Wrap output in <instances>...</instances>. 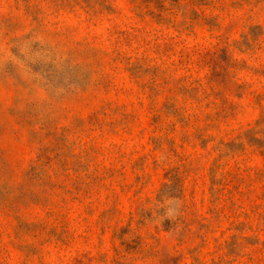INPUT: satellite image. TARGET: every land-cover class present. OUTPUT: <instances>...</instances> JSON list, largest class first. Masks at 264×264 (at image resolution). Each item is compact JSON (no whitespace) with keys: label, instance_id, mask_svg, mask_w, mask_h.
Segmentation results:
<instances>
[{"label":"rangeland","instance_id":"rangeland-1","mask_svg":"<svg viewBox=\"0 0 264 264\" xmlns=\"http://www.w3.org/2000/svg\"><path fill=\"white\" fill-rule=\"evenodd\" d=\"M0 264H264V0H0Z\"/></svg>","mask_w":264,"mask_h":264},{"label":"trees","instance_id":"trees-1","mask_svg":"<svg viewBox=\"0 0 264 264\" xmlns=\"http://www.w3.org/2000/svg\"><path fill=\"white\" fill-rule=\"evenodd\" d=\"M250 35H245L244 41L247 43L249 41ZM235 47V45L233 46ZM232 46L226 45L223 46V43H218L212 51L206 52V54L202 55V61L206 63V67L209 69V74L202 79V81H190L189 79H183L179 82L188 84L187 87L183 89L185 93H190L191 95L195 94L198 89L202 87V91H206L207 89H212L213 91L221 90V88H224L223 90H226L230 86L229 81V69L231 68L229 66V63L232 62L230 49ZM200 55L199 52H194L193 56ZM224 58V60H222ZM227 63L224 65V61ZM199 86L196 88V86ZM232 87H236L234 84H232ZM171 107H174L169 100L168 103L165 106L164 114L169 117L171 115L169 113V109ZM203 110V106H202ZM203 114V112H202ZM167 187V186H165ZM171 188V187H170Z\"/></svg>","mask_w":264,"mask_h":264}]
</instances>
